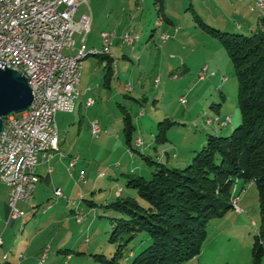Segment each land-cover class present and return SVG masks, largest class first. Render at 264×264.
Returning a JSON list of instances; mask_svg holds the SVG:
<instances>
[{
    "label": "rangeland",
    "instance_id": "374dc122",
    "mask_svg": "<svg viewBox=\"0 0 264 264\" xmlns=\"http://www.w3.org/2000/svg\"><path fill=\"white\" fill-rule=\"evenodd\" d=\"M105 1L88 0L90 10L93 14L95 13V20L90 24L91 32L88 34L86 44L93 41L95 46H89V44L87 46L95 48L97 51H101L99 49H101L102 37V44H104V36H100L101 30L107 28L110 22L112 23L111 27H114L118 21L116 15L115 17L113 14L109 15V10L98 11L100 5L104 7ZM205 2L207 1L203 0L199 5L196 0H192V7L189 0L186 4L181 3L180 0V6L174 9L176 13L173 12L172 16L175 24L164 23L172 28L171 31H167L168 34L172 33L173 27H175L178 30L175 35L179 37L184 35L182 43L176 46L178 57L174 64H178L184 56H187L195 66L198 65V68H201L206 62L211 63L206 70L207 75L203 79H198L197 72L200 68L190 67L183 74H181L180 68L172 69V71L171 68L168 69L165 58L171 51H167L165 58L158 52L154 54L153 42L150 43L149 56L146 57L145 52L142 54L145 46L142 45L151 32L154 33V36L160 37L161 35V28L155 25L158 18L156 9L150 11L152 14L147 18L146 24L139 23L138 19L134 21V26H138L134 32L142 35V45L135 55L130 51L129 47L131 46H126L127 48L124 46V53L128 52L129 58H123L121 53L115 55L114 59H116L120 80L116 73L111 71L113 76L109 79L110 87L104 84L106 70L100 64L98 56L89 54L81 60L80 88L83 90L89 86L92 89L90 95L96 103L86 109L84 106L85 97H83L81 126L76 122L72 125V130L64 134L67 146L74 145V148L81 153L78 165L85 172V180H82L78 174L75 186V190L81 192V195L73 194L68 197V203L66 200L65 203L56 205L55 208L59 206L62 211L56 213L55 219L50 221L47 219L56 209L48 211L46 206L48 203L52 205L56 196H52L49 201L44 200L45 203L38 205L39 210L35 213L33 212L34 208L27 204L22 208L25 212L24 218H20L14 228L9 225L7 232L9 231L11 234L8 247L11 245L13 247L16 244L23 245L21 247V252L25 257L23 260L30 259L37 253L42 240L48 241L53 237V248L48 249V255L42 264H97L91 254L112 255L117 243L115 244L109 239L113 229L111 219L125 215L108 208L106 204L115 198L114 192L119 187L123 189L122 196H133L144 203V200L137 196L136 190L128 187L125 183L122 173L129 171V167H126L129 162L135 159V164H141L144 168L143 171L137 170L135 173L143 174L148 178L155 167L143 160L140 153L150 155L156 160L155 156L160 153L163 144H173V148L169 150L168 165L175 166L173 163L183 160L187 152L189 154V150H199L202 147L199 144V138H204L213 131L220 135H228L232 128L240 123L234 66L224 44L208 30V27L221 31L250 34L252 32L250 27L257 25L260 13L256 9L254 11L250 9L252 5L250 0H218V8L213 4L204 5ZM231 3L233 6L230 5ZM192 8H195L196 11H193ZM87 11V5L86 8L82 6L75 13L74 19L78 20L81 13ZM147 12L149 16V10H145V13ZM196 12L201 17L196 18ZM127 13L124 14L125 18L121 27L129 21ZM235 16L238 17L240 24L245 23L241 29L235 28L236 24L233 20ZM260 19L261 25L264 26V19L262 17ZM230 22L233 24L232 27L229 25ZM226 25L230 27H225ZM82 35L74 34L78 45L81 43ZM110 49L111 53L115 54L113 53L114 47L112 49L110 46ZM174 74H179L180 77L174 78ZM222 76H225L223 81H221ZM125 83L128 88L139 85H143V87L139 93L137 90L134 92L132 90L125 91L128 94L126 98L122 94L117 95V87L114 86ZM95 85L100 86L94 89ZM182 96L187 100L185 105L180 102ZM81 98L82 96L79 95L73 100L76 104L74 112H64L67 113L64 115L68 117L73 115L76 120L77 103ZM118 102H121L128 110L135 127L132 133V144L135 149L133 158L130 155V148L125 142L122 112L117 105ZM229 114L232 115L229 125H220L219 119ZM91 117L100 120L99 125L102 132L96 136L92 134L88 124V119ZM207 118H212L214 123L206 124ZM167 119L173 122L166 130L167 140L156 143L155 137L159 132L158 123ZM161 126H166V124H161ZM137 138H140L144 145H136ZM155 146L157 147L156 151L153 150ZM173 153L178 154V157L173 158ZM188 162L176 166L184 167ZM115 164L118 166L115 167ZM6 188V185L0 182V202L3 195H6ZM236 188L241 192L239 198L234 197L236 200L238 199L239 208H233L223 217L211 220L208 223L207 235L199 254L182 264H253L252 244L255 235L262 230L258 192L253 182L242 179L235 182L234 189ZM6 198L7 204H9L8 196ZM76 211L79 212L82 220L76 219ZM21 227L24 228L23 232L17 231ZM36 228L41 229L37 230ZM14 230L15 233H13ZM262 236L264 242V229ZM85 238L88 240L84 241ZM49 242L45 243L46 246L50 245ZM150 242L148 233L141 231L127 244L126 250L137 253L147 247ZM90 245L94 251L88 250ZM6 250L8 251V248ZM67 254H70V259H67ZM3 261L4 259H1L0 263ZM260 264H264V256Z\"/></svg>",
    "mask_w": 264,
    "mask_h": 264
},
{
    "label": "trees",
    "instance_id": "16d2710c",
    "mask_svg": "<svg viewBox=\"0 0 264 264\" xmlns=\"http://www.w3.org/2000/svg\"><path fill=\"white\" fill-rule=\"evenodd\" d=\"M208 30L222 41L233 63L240 123L228 135L208 133L205 143L184 167L167 165L140 153L143 160L154 165L151 175L146 178L126 173L124 177L126 185L135 189L144 203L133 196L119 195L106 204L125 216L111 219L109 239L117 243L116 249L110 256L91 254L97 264L187 262L199 254L208 223L233 209V198L238 197L234 184L239 179L253 182L258 192L262 230L252 244L253 264H260L264 256V27L250 34L213 27ZM94 55L103 60L108 76L111 58L108 54ZM119 106L125 142L132 153L135 127L128 110L121 103ZM219 121L223 125V117ZM172 123L168 119L158 123L157 141L167 140L165 133ZM141 231L148 233L150 244L137 253L127 251V244Z\"/></svg>",
    "mask_w": 264,
    "mask_h": 264
},
{
    "label": "built area",
    "instance_id": "2783aa9c",
    "mask_svg": "<svg viewBox=\"0 0 264 264\" xmlns=\"http://www.w3.org/2000/svg\"><path fill=\"white\" fill-rule=\"evenodd\" d=\"M7 2L13 0H0V66L5 65L25 75L33 91V100L25 110L10 112L3 117L0 132V182L7 187L8 218L16 219L22 210L18 202H29L39 181L36 172L38 156L50 158L55 152L64 155L59 146L55 116L57 112H70L74 96L80 95L82 65H77V58L85 51L97 49L88 48L85 43L91 24L88 0H23L16 4L15 13L4 14ZM81 5H87L88 11L75 20V13ZM75 33L83 34L78 46ZM100 36H106V44H101L99 50L110 52L111 71L115 73L116 59L110 46L118 36L115 31H102ZM160 37L162 41L169 39L166 33ZM121 38L132 44L137 34L124 33ZM206 75L205 69L198 72L200 79ZM173 77L180 75L174 74ZM223 80L225 76H222ZM180 102L185 105L187 100L182 96ZM93 104L94 99L87 97L85 105ZM231 121L232 115L223 117V126ZM211 122L210 118L208 124ZM90 123L92 134L96 136L100 131L98 122L92 120ZM136 142L139 145V141ZM11 147H19L17 157H10ZM74 163L75 159H72L69 168ZM81 178H84L83 173ZM54 193L63 196L59 188ZM237 202L238 199L233 201V208H239ZM76 213V219L80 221L81 216L78 211ZM2 243L0 237V245ZM47 252L48 247L39 260H45ZM5 258L6 254L3 255Z\"/></svg>",
    "mask_w": 264,
    "mask_h": 264
},
{
    "label": "crops",
    "instance_id": "0c3cea01",
    "mask_svg": "<svg viewBox=\"0 0 264 264\" xmlns=\"http://www.w3.org/2000/svg\"><path fill=\"white\" fill-rule=\"evenodd\" d=\"M187 1L188 0H181V3L186 4ZM202 1L203 0H196V2L199 5L202 4ZM205 1H207V2H205L204 5L213 4L217 8L219 6L218 0H205ZM189 2H190V5L193 7L192 0H189ZM230 5L233 6V3H231ZM82 6L86 8V5H81L80 8ZM178 6H180V0H152V1L151 0H106L104 7H101V5H100L98 8V11H100L102 9L109 10V12H108V13H110L109 15L113 14L114 17L116 15L117 16L116 18L118 20L117 23L114 25V27H111L112 23L110 22L108 24L107 28H103L101 30V32L102 31H115V33L118 36L111 45L112 49L114 47L113 53H115V54L111 53L113 58L118 53H119V55L121 53V56L123 58H129V55H128L129 53L128 52L124 53V51H125L123 49L124 46L125 47L131 46V47H129L130 51L132 54L135 55L137 53L138 49L140 48V46L142 45V41H143L142 35H139L138 33L134 32L136 27H138V26H134V21L136 19L139 20V23H141V24L145 23L146 24L148 21L147 18L151 17L150 15L152 14V13L150 14V11L152 9H156V14H157L158 18H157V22H155V25H157L159 28H161V34H163V33L168 34L167 31L168 32L171 31L172 28H169L167 25H164V23L169 24V25L175 24L172 16H173V12L176 13L174 9H177ZM204 9H205V7H204ZM250 9H251V7H250ZM145 10H149V16H148V12L145 13ZM192 10L196 11L195 8H192ZM251 10L254 11V9H251ZM90 12L92 13V15H91L92 21L91 22H94V20H95L94 14L95 13L93 14V12L91 10H90ZM126 13L128 14V20L129 21H127L125 23V25L123 27H121V25L123 23V19L125 18L124 14H126ZM196 15H195L196 18L201 17L198 13ZM258 16H259V18H258L257 25L254 27H250V31H254L259 26H262L261 25V19H260L261 15L258 14ZM233 20L235 21L234 23L236 24L235 28L238 27L241 29L243 27V25L245 24V23L240 24L237 16H235L233 18ZM96 25H98V24H96ZM229 25L232 27L233 26L232 22H230ZM230 26L226 25L225 27H230ZM101 27H103V24H101ZM262 27H264V26H262ZM173 28L174 29H173L172 33L168 34L169 39L167 41H162L161 37L154 36V33L151 32V34L146 39V42L143 43V45H142V46L145 45L142 54L145 52L146 57L149 56V53L151 50V44L150 43L153 42L154 54H156L158 52V54L160 56H163V58H165L167 51H171V52H169V56H166V58H165L166 66H168V69L171 68V71H172V69L180 68L181 74H183L186 71H188V69H190V67L198 68L197 67L198 65L195 66L194 64H192L191 60H189L187 58V56H184V58H182L178 64L177 63L174 64L175 59L178 57L176 55L178 53L176 46L178 44L180 45L182 43L184 35L182 37L175 35L176 33H178V30L175 27H173ZM175 29H176V31H175ZM90 32H91V25H90V30L86 35L85 43H86L88 34ZM124 33H129L131 35L137 34L136 41H134L132 44H129V43L123 41L121 36ZM93 43L94 42L91 41L88 44H89V46H95ZM102 43H103V37H102L101 44ZM88 44H86V45H88ZM76 45L78 46L77 42H76ZM110 51H112V50L110 49ZM108 56L110 57V52L108 53ZM99 59H100V57H99ZM100 64L102 65V67L104 66L103 60H101V59H100ZM162 64H161V66H162ZM210 64L211 63L206 62L201 68L199 67L200 69L198 68L199 70L197 69L198 72L201 71L202 69H205V71H206L209 68ZM198 72H197V74H198ZM81 73H82V68H81ZM115 73L117 75L118 80H120V76H119L117 69L115 70ZM212 73H214V72H212ZM106 74H107V70H106L105 77H104V84H105V86L110 87L111 85H108V84H110L109 79H110V77L112 78L113 75L111 74V71H110L108 76H106ZM206 74H207V71H206ZM198 79H200V78L198 77ZM80 80H81V75H80ZM155 80H156V82L158 81L157 78ZM80 86L81 85L79 83L80 95L82 96V98L77 103L78 111H77V115H76V120L74 119L73 115H70V117H68V116L64 115V114H67L64 112H57L56 116H55L56 127H57L58 137H59V146H60V149L62 151H64V155H59L57 152H55L54 155L50 158H45L41 154L38 156V162L36 165V172L39 176V181L37 183V186H36V189L34 191V195H33L32 199L29 202H24V201L18 202V206L21 209L24 208V206L27 204L30 207L34 208L33 212L35 213L39 210L38 205L45 203L44 200L49 201L52 196H54V197L56 196L55 197L56 200L54 201V203L52 205H50L48 203L46 206V209L48 211H50L53 208H55L56 205L65 203V201L68 199L69 196H72L73 194L76 196L81 195V192L75 190L76 189L75 186L77 185L76 181L78 179L77 178L78 174H80V178H81V174L83 173L84 178H81V179L85 180V172L78 165L79 160L81 159V153H79V151L76 148H74V145H72V146L70 145L69 147L67 146L66 136L64 135L65 133L70 132L72 130V125L74 123L77 122L81 126L82 121H83V116L81 114L82 113L81 109H82L83 97H85V100L87 97H91L90 92L92 91V89L89 86H86L83 90H81ZM99 86L100 85H95L94 89H97ZM114 86L117 87V95L122 94L126 98L128 97V94L125 91L130 92L132 90V92H134L135 90H137V93H139L143 87V85H139V86L136 85L138 87L128 88V85L126 83L124 85H114ZM118 89H119V91H118ZM84 103H85V101H84ZM95 103H96V101H94V104ZM119 103H121V102L117 103L118 106H119ZM74 106L76 108V104L73 102L70 113L74 112V110H75ZM84 106L86 109L90 107V106H86L85 104H84ZM87 113H88V111H87ZM92 120H97L98 125L100 124V120H98L97 118L91 117L88 119V124L90 125V129H91V123L90 122ZM99 128H100V131L98 133L102 132V128L100 125H99ZM91 132H92V129H91ZM137 140L139 141V145H141V146L144 145L142 140H140V138H137L136 141ZM205 141H206V137L199 138V144L200 145H203L205 143ZM155 142L157 143L159 141H157L155 139ZM160 142H162V141H160ZM136 145H137V142H136ZM172 148H173V144H170V145L163 144L160 153L157 156H155V159L158 161H162V162L164 161V163H165V161H167L166 164L168 165V163H169L168 161L170 159L169 150H171ZM156 149H157V147L155 146L153 150L156 151ZM195 150L196 149L189 150V154L187 152V155L185 156V158L183 160H179L173 164H175V166H176V165H180L181 163H185L186 161L188 162V160L193 155L192 153ZM130 153H131V151H130ZM134 154H135L134 152H132L130 154L132 158L134 157ZM172 157L177 158L178 154L173 153ZM72 159H75V163L73 164L72 168H69V163ZM115 167H116V164H115ZM126 167H129V171L123 172L122 173L123 175L126 173H135V171H137V170L143 171V169H144L141 164H135V159L133 161H130L129 165ZM178 167H181V166H178ZM141 175H143V174H141ZM57 188L61 189L63 196H58L54 193L55 189H57ZM122 192H123L122 188L120 189V191H118V189H116L114 192V196L115 197L119 196L122 194ZM234 193L236 195H238V197H240L241 192H239L237 190V188L234 189ZM3 196H2L3 198L0 202V237L3 240V243L0 245V260L3 259L4 254L7 255V258H5L4 261L0 264H36L40 258V255L42 254L43 250L46 247H48L49 250L53 248L54 237L50 238V240H48V241H50L49 246H46V244H45V243H48V241H46V239L42 240V242L39 244V250L37 251V253H35L34 256L31 257L30 259L28 258L27 260H23L25 257L23 255V253L21 252V247L23 246L22 244H16V245H13V247H11L12 246L11 245L8 247V243H9L8 240H9V237H11V234H9V231L7 232V230H8L7 228L9 225L13 226V228H14L17 224V221L20 218H17V219H9L8 218L9 217V204H7V198H6L7 197V191H6V195H3ZM67 203H68V200H67ZM55 209L56 210L54 211V213H52L50 215V217L47 219L48 221L55 219L56 213L62 211V208H60L59 206H57ZM22 222H24V221H22ZM33 227L35 229V226H33ZM36 229L38 230L41 228H36ZM23 230H24L23 227H21V229H17V231H19V232H23ZM30 232H31V230H30ZM13 233H15V230L13 231ZM87 240H88L87 238L84 239V241H87ZM7 248H8V251L6 250ZM58 249L60 250L61 248L59 247ZM92 249H94V248H92V245H90V247H88V250L94 251ZM66 257H67V259L71 258L70 254H67Z\"/></svg>",
    "mask_w": 264,
    "mask_h": 264
},
{
    "label": "water",
    "instance_id": "95a60500",
    "mask_svg": "<svg viewBox=\"0 0 264 264\" xmlns=\"http://www.w3.org/2000/svg\"><path fill=\"white\" fill-rule=\"evenodd\" d=\"M33 100V91L25 75L18 70L0 66V132L3 117L25 110Z\"/></svg>",
    "mask_w": 264,
    "mask_h": 264
},
{
    "label": "bare ground",
    "instance_id": "6f19581e",
    "mask_svg": "<svg viewBox=\"0 0 264 264\" xmlns=\"http://www.w3.org/2000/svg\"><path fill=\"white\" fill-rule=\"evenodd\" d=\"M23 2V0H13V2H7V4L4 6V14H13L16 11V4H21ZM252 5L250 6L251 9H256L258 10V8L260 9V13L261 15L264 17V0H258L257 1H251ZM104 44H106V36H104ZM96 53H101V54H108V51H97V50H88L83 52V54L80 55V58H77V65H82L81 64V60L83 58H85L86 56H88L89 54H96ZM79 95H75L74 99H76ZM73 99V100H74ZM72 100V103H73ZM72 103H71V107H72ZM71 111V109H70ZM210 119H208L209 122ZM212 120V119H211ZM223 124V122H222ZM19 154V147H11L10 148V157H17ZM102 175V174H100ZM236 198L233 199V201H235ZM25 216V212L23 210H21V213L18 215L17 218H23ZM16 218V219H17ZM82 219V217H81ZM43 260H41L39 262V264H42Z\"/></svg>",
    "mask_w": 264,
    "mask_h": 264
}]
</instances>
